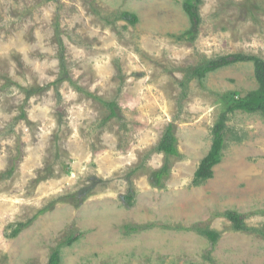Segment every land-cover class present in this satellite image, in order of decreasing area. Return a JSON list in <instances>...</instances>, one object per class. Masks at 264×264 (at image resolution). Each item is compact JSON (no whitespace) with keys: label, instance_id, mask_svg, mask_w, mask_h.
Returning a JSON list of instances; mask_svg holds the SVG:
<instances>
[{"label":"rangeland","instance_id":"1","mask_svg":"<svg viewBox=\"0 0 264 264\" xmlns=\"http://www.w3.org/2000/svg\"><path fill=\"white\" fill-rule=\"evenodd\" d=\"M185 1L0 0V264H264V113L233 108L254 63L193 73L264 58V0H197L193 37Z\"/></svg>","mask_w":264,"mask_h":264},{"label":"trees","instance_id":"2","mask_svg":"<svg viewBox=\"0 0 264 264\" xmlns=\"http://www.w3.org/2000/svg\"><path fill=\"white\" fill-rule=\"evenodd\" d=\"M184 10L188 14L191 20V28L188 30V34L193 37L195 36L200 27L201 17L199 14V8L197 5V0H187L184 3ZM126 16H130L131 14L126 13ZM136 20V15H131ZM132 20V21H133ZM60 41V38H59ZM61 47L62 42L60 41ZM241 61H252L255 67V76L257 81L259 82V88L257 90L252 91L249 94V99H240L234 105L233 108H240L250 112L262 111L264 113V58L247 55L243 53H234L225 56L218 57L216 59H212L207 63L194 68L193 73H195L199 77H204L208 72L217 70L221 67L241 62ZM36 90H32L29 94L33 93ZM231 108V110L233 109ZM225 120L226 115L222 114L220 120L215 124L213 129V142L211 148L207 155L201 160L198 169L194 175V183H198L201 180H205L211 178L213 176V167L217 165L222 158V149L225 145L224 138V128H225ZM160 151L165 152L168 155H179V151L175 145V138L169 133H167L161 143L158 146ZM166 173L164 170L158 174V178L160 179L162 175ZM226 216L234 222L235 228L244 229V217L242 214L235 210H229L226 212ZM21 227V225H20ZM205 234L211 238L213 241L216 240L217 234L213 231H205ZM77 239V237L73 238V240ZM71 241V240H70ZM60 262V251L56 249L51 258L50 264H59ZM184 264H203V263H184Z\"/></svg>","mask_w":264,"mask_h":264}]
</instances>
